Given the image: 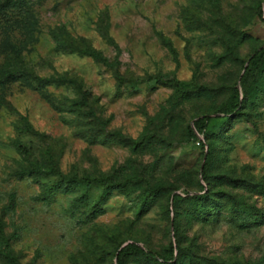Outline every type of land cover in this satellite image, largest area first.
I'll return each mask as SVG.
<instances>
[{
	"label": "rangeland",
	"instance_id": "374dc122",
	"mask_svg": "<svg viewBox=\"0 0 264 264\" xmlns=\"http://www.w3.org/2000/svg\"><path fill=\"white\" fill-rule=\"evenodd\" d=\"M0 264H264V0H0Z\"/></svg>",
	"mask_w": 264,
	"mask_h": 264
},
{
	"label": "trees",
	"instance_id": "16d2710c",
	"mask_svg": "<svg viewBox=\"0 0 264 264\" xmlns=\"http://www.w3.org/2000/svg\"><path fill=\"white\" fill-rule=\"evenodd\" d=\"M259 14H261L260 13V11H259ZM88 54H91V55H93V57H95V58H100L99 57V55H98V53L95 51V50H89L88 49V51H86ZM258 53V50L256 49L255 51H254V55H256ZM253 55V56H254ZM55 77H51V79H54ZM58 78L59 79H61V80H73V79H71V78H67L65 75H59L58 76ZM56 79V78H55ZM74 82V81H73ZM206 117H207V115H205ZM205 118V117H204ZM202 120H203V118H199L197 121H195V128L199 131V129H200V126H201V122H202ZM208 150L206 151V153H205V156H207L208 155ZM202 171L204 172V167H203V169H202ZM108 179L110 180V181H113L114 179L112 178V177H108ZM84 180H86L87 182H92V181H97V179L96 178H84ZM178 194H174V196H177ZM129 246H131V247H134V248H136V249H139V250H141V251H144V249L141 247V246H139V245H137V244H134V243H132V244H129ZM148 255H150V256H153V257H158V255H157V253H155V252H152V251H145ZM6 254L7 255H9L10 253L8 252V251H6Z\"/></svg>",
	"mask_w": 264,
	"mask_h": 264
},
{
	"label": "built area",
	"instance_id": "2783aa9c",
	"mask_svg": "<svg viewBox=\"0 0 264 264\" xmlns=\"http://www.w3.org/2000/svg\"><path fill=\"white\" fill-rule=\"evenodd\" d=\"M200 142V138H198V140H197V143H199Z\"/></svg>",
	"mask_w": 264,
	"mask_h": 264
}]
</instances>
